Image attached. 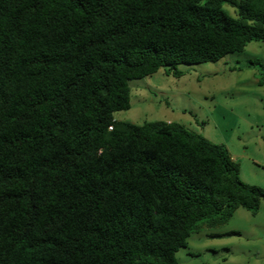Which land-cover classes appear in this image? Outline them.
<instances>
[{"label": "trees", "instance_id": "trees-1", "mask_svg": "<svg viewBox=\"0 0 264 264\" xmlns=\"http://www.w3.org/2000/svg\"><path fill=\"white\" fill-rule=\"evenodd\" d=\"M251 42L264 0H0V264H176L204 227L257 214L264 189L226 148L114 118L129 81Z\"/></svg>", "mask_w": 264, "mask_h": 264}, {"label": "rangeland", "instance_id": "rangeland-1", "mask_svg": "<svg viewBox=\"0 0 264 264\" xmlns=\"http://www.w3.org/2000/svg\"><path fill=\"white\" fill-rule=\"evenodd\" d=\"M166 69L129 81L130 109L115 120L178 124L237 154L242 181L264 189V43L217 62L180 65V78ZM175 258L176 264H264V204L257 214L240 208L223 226L204 227Z\"/></svg>", "mask_w": 264, "mask_h": 264}, {"label": "crops", "instance_id": "crops-1", "mask_svg": "<svg viewBox=\"0 0 264 264\" xmlns=\"http://www.w3.org/2000/svg\"><path fill=\"white\" fill-rule=\"evenodd\" d=\"M228 152H229V155H230L232 161L238 164V157H239V156H237V154H235V153H233V152H231V151H228ZM263 164H264V163H263ZM238 166H239V165H238ZM262 166H263V165H262ZM239 169H240V168H239ZM240 177H241V173H240ZM248 185H249V184H248ZM262 204H264V203H262ZM262 204H261V206H262ZM261 206H260V208H261Z\"/></svg>", "mask_w": 264, "mask_h": 264}, {"label": "built area", "instance_id": "built-area-1", "mask_svg": "<svg viewBox=\"0 0 264 264\" xmlns=\"http://www.w3.org/2000/svg\"><path fill=\"white\" fill-rule=\"evenodd\" d=\"M109 130H112V127H109ZM263 167H264V164H263Z\"/></svg>", "mask_w": 264, "mask_h": 264}, {"label": "clouds", "instance_id": "clouds-1", "mask_svg": "<svg viewBox=\"0 0 264 264\" xmlns=\"http://www.w3.org/2000/svg\"><path fill=\"white\" fill-rule=\"evenodd\" d=\"M111 131V130H110Z\"/></svg>", "mask_w": 264, "mask_h": 264}]
</instances>
